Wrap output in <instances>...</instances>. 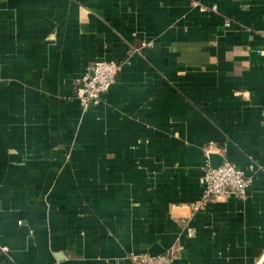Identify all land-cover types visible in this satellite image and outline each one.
I'll list each match as a JSON object with an SVG mask.
<instances>
[{"label": "crops", "instance_id": "1", "mask_svg": "<svg viewBox=\"0 0 264 264\" xmlns=\"http://www.w3.org/2000/svg\"><path fill=\"white\" fill-rule=\"evenodd\" d=\"M260 51L264 0H0V264H264ZM208 147L252 180L194 210Z\"/></svg>", "mask_w": 264, "mask_h": 264}, {"label": "built area", "instance_id": "2", "mask_svg": "<svg viewBox=\"0 0 264 264\" xmlns=\"http://www.w3.org/2000/svg\"><path fill=\"white\" fill-rule=\"evenodd\" d=\"M226 25L231 21H225ZM264 53V51H260ZM120 64L114 59L94 60L86 72L76 79V94L84 108L98 105L102 101V95L115 83L120 71ZM211 147L206 149L207 160L200 176L203 185L201 198L193 203V209L204 208L209 202L219 199L221 196L236 195L243 197L247 187L251 183V177L245 170L234 162L223 159L219 164L212 163ZM7 250L5 245L1 247ZM179 256V248H172L163 253L152 255L150 252L130 253L133 264H174Z\"/></svg>", "mask_w": 264, "mask_h": 264}, {"label": "water", "instance_id": "3", "mask_svg": "<svg viewBox=\"0 0 264 264\" xmlns=\"http://www.w3.org/2000/svg\"><path fill=\"white\" fill-rule=\"evenodd\" d=\"M211 160H212V163H213V164L217 165V164H219L223 159L220 158V159H218V160L216 159V161H214V160H215L214 155H211ZM164 250H165V249H161V248H159V247H157V246H154V247H152V249L149 250V252H150L152 255H157V254L163 253Z\"/></svg>", "mask_w": 264, "mask_h": 264}]
</instances>
